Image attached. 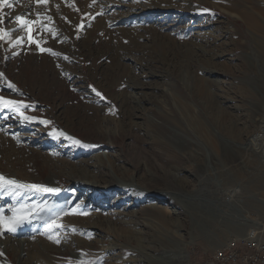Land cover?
<instances>
[{"label": "rangeland", "instance_id": "374dc122", "mask_svg": "<svg viewBox=\"0 0 264 264\" xmlns=\"http://www.w3.org/2000/svg\"><path fill=\"white\" fill-rule=\"evenodd\" d=\"M50 1L0 9V96L18 102L0 175L58 189L0 188L3 216L24 213L0 264H212L249 230L264 242V0H61L70 21Z\"/></svg>", "mask_w": 264, "mask_h": 264}, {"label": "bare ground", "instance_id": "6f19581e", "mask_svg": "<svg viewBox=\"0 0 264 264\" xmlns=\"http://www.w3.org/2000/svg\"><path fill=\"white\" fill-rule=\"evenodd\" d=\"M52 1V0H51ZM50 1V3L52 4L53 2H51ZM92 2H93V0H91ZM56 2V8H57V12L58 13H60V11L62 10V8L64 9V13H66L65 14V19H67L68 21H70L72 18H70V17H66V15H68V16H70L71 15V11H70V8H67L66 7V5L61 1V0H56L55 1ZM82 3H87L86 1H83ZM88 4H90V3H87V5ZM53 5V4H52ZM93 5V4H92ZM48 7V6H47ZM50 7V6H49ZM43 8V7H42ZM52 8V6L49 8V9H51ZM54 9V8H53ZM45 10V9H44ZM51 15H52V13H51ZM62 16L64 15V14H61ZM70 18V19H69ZM57 22H58V19H57ZM102 23V22H101ZM48 26V25H47ZM99 27H103V25L102 24H96L95 25V29L96 28H99ZM48 31V30H47ZM26 33V32H25ZM24 33V34H25ZM36 33H38V32H36ZM91 33V30L90 31H88L87 32V34L86 35H88V34H90ZM27 34V33H26ZM84 34V33H83ZM63 36V35H62ZM85 36V35H84ZM127 38V37H126ZM129 38H131V37H129ZM25 39H27V38H25ZM124 39H118V41H123ZM23 41H24V38H23ZM22 41V42H23ZM29 42V41H28ZM124 43V42H123ZM126 43V42H125ZM26 44H31V42L30 43H26ZM38 44V43H37ZM40 45V44H39ZM31 46V45H30ZM59 46V45H58ZM119 46H121L122 47V45L120 44ZM42 47H43V45H42ZM19 48V47H18ZM30 48V47H29ZM21 49V48H20ZM40 49V48H39ZM38 53V52H37ZM208 72H211L210 70H208ZM47 78V77H46ZM264 107V105H262V108ZM263 117V118H262ZM261 117V119H259V121H258V123L260 124V128H261V126L264 124V116H262ZM260 130V129H259ZM260 131L255 135V137H254V139L256 140V141H259L260 139ZM259 147H260V141H259ZM257 145V144H256ZM263 161H264V157H263ZM93 167H94V169H98V167L97 166H94L93 165ZM173 173H175V174H173V176H172V181L168 184V190L169 191H171V192H173L174 193V187L172 186V185H177L178 184V181H179V179L181 178L180 177V171H179V169H177L176 168V170H175V172H173ZM117 179V177L115 178L114 176H111L110 177V181L109 182H107V183H105L104 185H103V187H102V189H107V190H110V189H114L115 187L117 188V186H120L121 185V187L122 186H127V187H135V188H138V189H140L141 191H144L145 193H147V192H153V190H151V189H149V188H147V187H142V188H140L138 185H136L135 183H134V181H127V180H124V179H121L120 177L118 178V180H116ZM81 181V182H83V184H84V181L83 180H80V179H77V181ZM121 180H124V182H121ZM125 181L127 182V183H129V184H125ZM98 182V180H96L95 182H91V181H89L88 183H90V186H93V185H95L96 186V183ZM95 183V184H94ZM101 185V184H100ZM173 189V190H172ZM155 192V191H154ZM167 193V191L165 192V191H162V193ZM163 193V194H164ZM169 195V194H168ZM173 195V194H172ZM138 198H141V199H143L144 198V196H142V195H140V196H137ZM168 197V196H167ZM128 197H125V199H127ZM133 198V197H132ZM170 198V197H169ZM137 199V198H136ZM140 199V200H141ZM129 200V199H128ZM135 201H133V203H134ZM157 204V203H156ZM130 205V204H129ZM144 209H147L146 211H149V209H154V208H152V207H149V208H145L144 207ZM143 212H145V211H143ZM23 215H24V213H23ZM133 217H135V216H133ZM75 218V217H74ZM141 219H143V218H140L139 220H141ZM146 219V218H145ZM163 219V218H162ZM135 220V219H134ZM156 220V219H155ZM73 223H78L80 220L79 219H75V220H71ZM143 222V221H142ZM152 222V221H151ZM163 223H165V221H162ZM131 224H132V222H130ZM133 223H134V221H133ZM145 223V222H144ZM136 224L137 223H135V226H136ZM96 227V226H95ZM95 227H90V228H95ZM142 227H143V225H142ZM140 229V228H139ZM140 233V232H139ZM237 240H239V239H235L233 242H235V241H237ZM241 241L242 242H244V243H247V242H258V238H257V233H256V231L255 230H249V231H247L245 234H243V236H242V238H241ZM262 241V240H261ZM261 241H259V242H261ZM11 243H12V241H10ZM262 243V244H261ZM261 243H259V247H262L263 245H264V242H261ZM233 244V243H232ZM254 244V243H253ZM256 244V243H255ZM20 246L21 247H23L24 246V248L25 249H29V247L31 246V245H29L28 246V242H25L24 244H20ZM45 247H46V249H48V250H52L54 247H52L51 245L49 246V245H45ZM104 250V252L106 251V252H108L109 253V249H103ZM47 252H49V251H47ZM38 255H40V256H45L43 253H40V254H38ZM109 255V254H108ZM37 262H38V264H67V261H65V263L63 262V261H61V260H55L54 261V259L53 258H49L48 260L46 259H38L37 260ZM129 262V261H128ZM130 262H132V261H130ZM136 262V261H135ZM139 262H141V261H139ZM125 263H127V262H125ZM114 264H115V261H114ZM132 264V263H131ZM136 264V263H135Z\"/></svg>", "mask_w": 264, "mask_h": 264}, {"label": "snow or ice", "instance_id": "6c2138e0", "mask_svg": "<svg viewBox=\"0 0 264 264\" xmlns=\"http://www.w3.org/2000/svg\"><path fill=\"white\" fill-rule=\"evenodd\" d=\"M37 4H47L48 0H36ZM4 7L11 8L12 3L9 2V0H0V9H3ZM204 11H208L205 9ZM39 17V14H37ZM49 21H51V17H47ZM4 16L3 14H0V23H3ZM15 21L20 25L21 29L25 32L29 33V40H31L33 43H37V41L34 40V38L31 37L30 33L34 30V25H36L39 20H30L26 19L23 16H16ZM51 31V29H49ZM10 33L6 31L4 28H0V39H5L8 37ZM22 39V38H21ZM20 40H17V43H19ZM39 46V45H38ZM42 51H49L50 49H41ZM55 54V53H53ZM2 75V74H0ZM11 86V85H10ZM99 95V93H98ZM18 104L17 101L8 100L5 99L3 96H0V107H15ZM27 120L35 119L34 117H25ZM42 123H47L46 121H42ZM63 134V133H61ZM77 144L80 143V141H75ZM5 186H16V187H23V188H34L38 191H44V192H57L58 189L55 188H48L44 187L42 185H22L18 184L17 181L6 179L2 175H0V188H4ZM14 215L12 217H4L2 214V211H0V235L3 234V231L6 229L9 232H14L16 230V227L19 226L21 222H23L24 215H23V209H16L13 210ZM51 238V237H50ZM59 243V240L56 241Z\"/></svg>", "mask_w": 264, "mask_h": 264}, {"label": "built area", "instance_id": "2783aa9c", "mask_svg": "<svg viewBox=\"0 0 264 264\" xmlns=\"http://www.w3.org/2000/svg\"><path fill=\"white\" fill-rule=\"evenodd\" d=\"M260 147L258 152L264 155V124L260 128ZM212 264H264V245L245 243L218 249L212 255Z\"/></svg>", "mask_w": 264, "mask_h": 264}]
</instances>
